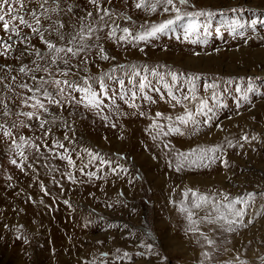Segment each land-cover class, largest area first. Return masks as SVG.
I'll list each match as a JSON object with an SVG mask.
<instances>
[{
  "label": "rangeland",
  "instance_id": "374dc122",
  "mask_svg": "<svg viewBox=\"0 0 264 264\" xmlns=\"http://www.w3.org/2000/svg\"><path fill=\"white\" fill-rule=\"evenodd\" d=\"M72 2L79 5L81 15L84 9L92 10L87 0ZM135 2L128 0L123 4L113 0V5H106L122 16L131 17L129 21L116 19L121 28L129 27L137 32L140 25L158 24L173 18L159 11L138 10ZM193 3L195 9L214 13L210 19L200 18L201 24H209L207 43H193L195 35L185 40L180 29L158 34L147 42H122L116 37L107 38L105 33L110 29H105L99 33L100 43L110 59L102 60L97 49L92 48L88 53L87 70L83 63L72 69L68 78L88 79L103 105H108L102 109H86L68 103L63 107L49 106L57 120L46 125L51 131L44 139L50 146L60 142L70 150L76 168L68 165L61 171L63 174L74 172L76 183L66 178L64 187H60L46 177L36 178L34 175H44V160L32 156L29 151L32 148H25L28 160L24 171L28 179H17L13 173L22 172L15 171L20 169L12 165L11 160L20 161V157L0 135V264H201L203 240L198 234L187 231L186 214L179 211L185 199L184 190L191 188L201 194L216 196L218 200L221 192L233 198L246 196L249 192L264 193V0H193ZM232 20H239L245 27L234 33L228 27ZM253 20L257 22L255 28L251 27ZM120 35L118 30L117 36ZM204 38L201 28L200 39ZM33 43L43 50L38 39L34 38ZM70 62L76 65L78 60L74 58ZM2 63L5 61L0 60ZM7 63L17 66L19 62L9 60ZM133 65L140 72L139 76L133 73ZM57 67L65 68L62 63L53 66ZM145 67L148 72L143 71ZM153 69L159 75L153 76ZM172 73L177 74L176 79ZM36 75L39 78L46 74L38 72ZM194 76L198 79L193 80ZM29 77H19L18 82L23 79L32 86ZM228 80L233 83H227ZM249 80L253 82V91L244 101L237 89L246 88ZM141 81L147 85L143 91L139 90ZM101 82L104 90H101ZM212 84L218 87L212 89L209 87ZM192 87L199 98L209 101L213 110L209 113L213 116L211 126L203 123L206 116L200 114L196 115L197 121L201 122L199 134L184 131L180 125L185 135L157 134L152 128L154 122L164 126L165 131L169 124L167 117L171 116L175 122L176 116L168 113L163 103L166 100L169 105L175 103L168 95L169 90L176 96L189 95ZM15 91L24 94L19 88ZM132 92H136L135 100L131 99ZM213 92L218 102L211 99ZM121 95L124 100L119 99ZM144 96H151L155 103L143 99ZM112 100L116 101L118 109L112 105ZM129 103L136 107H129ZM190 107L188 109L192 110ZM13 111H17L14 106ZM156 112L162 113V118L158 119ZM88 113L91 120L83 117ZM123 113L133 116L124 120L120 117ZM104 116L108 119H103ZM11 119L31 124V128H20L19 133L41 143L36 139L43 135L38 121H27L22 116ZM8 120L0 115V123ZM88 121L90 124L85 123ZM65 122L74 127V133L68 131ZM65 135L71 140L65 141ZM245 135L257 139L245 143L241 139ZM226 140H232L234 144L239 142L244 147L228 148ZM218 145L223 146L222 159H227V167L222 159H218L207 172L187 167L176 171V153ZM84 149L98 153L110 165L93 161L85 171L96 172V176L82 175L79 168L91 159ZM46 152L48 157L52 156L47 149ZM114 167L126 171L113 174ZM3 176L5 179L12 177L14 189L11 183L2 182ZM41 184L48 194L42 191ZM188 200H191V194ZM57 204L67 220L55 227L51 225L47 208L57 216ZM206 210L195 211L193 218L199 219ZM261 211H264V195H257L246 217L254 223L221 237L231 241L227 247L239 250L247 264H264L258 258L264 255V216L256 215ZM200 228L208 231L203 224ZM100 241L103 243H98ZM117 249H120L119 253ZM125 251L131 259H118ZM105 252L109 255L102 258L101 254ZM138 252L142 255L137 256ZM220 259H228V254Z\"/></svg>",
  "mask_w": 264,
  "mask_h": 264
},
{
  "label": "snow or ice",
  "instance_id": "6c2138e0",
  "mask_svg": "<svg viewBox=\"0 0 264 264\" xmlns=\"http://www.w3.org/2000/svg\"><path fill=\"white\" fill-rule=\"evenodd\" d=\"M124 2L127 3V0ZM87 3L92 6V10L84 9L83 15H81L79 5L72 0H27V2L26 0H0V32L3 33L0 35V60L5 61V63L0 64V94H3L0 96V115L9 118L8 121L0 123V135L9 141L10 148L20 157L19 162L13 158L11 164L21 171L25 170V162L28 160L25 148H32L37 153L41 152V148H45L53 157L66 160L70 168H76V161L64 143L55 142L50 146L44 139L51 131V128L46 127V125L54 124L57 120V117L50 112L49 106L63 107L64 103H68L82 105L86 109L108 107V105H103L98 92L92 88L88 79L78 81L68 78L72 74V69L79 67V63H83L85 70H87L88 53L92 48L97 49V54L102 60L110 59L103 44L100 43L101 36L99 33L104 32L105 29H110L105 33L107 38L116 37L122 42H147L158 34L180 29L183 31L185 40L195 35L196 39L192 41L193 43H207L209 24H201L200 18L210 19L214 15L211 11L195 9L193 0H136L135 8L138 10H150L152 13L159 11L169 14L173 18L158 24L140 25L139 30L133 32L129 27L121 28L120 25L116 24L117 18L129 21L131 17L122 16V14L115 12L112 7L106 6L113 5V0H87ZM189 8L195 10H189ZM65 17H69V19H65ZM70 17H75V21L71 20ZM256 23L253 20L251 27L255 28ZM228 27L235 33L237 29H243L245 25L239 20H232L228 22ZM201 28L204 30V40L200 39ZM25 29L28 31L25 32ZM118 30L122 35L117 36ZM34 38L38 39L43 50L33 43ZM74 58L78 60L76 65L70 62ZM9 60L19 63L14 66L7 63ZM61 63L65 68H53V66H58ZM132 71L136 76L140 75V72L135 70L134 65ZM143 71L148 72L149 69L145 67ZM38 72L46 75L38 78L36 75ZM30 73L31 76L29 77ZM151 74L153 76L159 75L154 69ZM176 75V73H172L173 79H176ZM19 77H29L33 81V85L29 86L28 82L23 79L18 82ZM161 79L163 78L161 77ZM195 79L198 77L194 76L193 80ZM227 83L231 84L233 81L228 80ZM100 87L101 90H104L102 82ZM146 87L147 85L141 81L139 90L143 91ZM209 87L215 89L218 85L212 84ZM17 88L23 90L24 94L17 93L15 91ZM189 91L191 95H182V98L174 95L171 90H169L168 95L175 102L174 106L181 104L182 100L195 102V114L187 106H184V114L176 116L175 122L172 121L171 116L167 117L169 124L166 131L164 126L153 123L152 128L157 130V134L162 133L164 136L169 134L185 135L180 126L189 129V125H191L189 130L193 134H199L200 122L195 119V115L200 114L206 116L203 123L211 126L210 122L213 116L209 113H212L213 110L209 107L208 99L199 98L196 95L195 87ZM237 91L241 93V99L247 101L248 93L253 91L252 80L247 82L246 88H238ZM8 93H13V95L8 96ZM73 93L80 95H73ZM135 98L136 92H132L131 99L135 100ZM119 99L124 100V96H119ZM143 99L155 103L151 96H144ZM211 99L217 101L215 92H213ZM16 100H19L18 104L15 103ZM125 102L127 103V101ZM112 105L117 109L119 107L115 100H112ZM13 106L17 111H13ZM128 106L136 107L134 103H129ZM23 108L31 110L23 111ZM13 116L25 117L27 121H38L40 129L43 130V135L36 139L41 140V143L37 144L31 138L19 133L20 128H31V124L25 123L24 120H13L11 119ZM49 116L51 119H48ZM155 116L158 119L162 118V113L156 112ZM102 118L108 119L106 116ZM112 126L115 127L114 124ZM65 127L74 133L75 129L71 124L65 122ZM153 139L156 137L154 136ZM241 139L245 143H250L257 138L255 136L249 138L245 135ZM64 140L70 141L71 137L65 135ZM226 144L228 148H235L237 145L240 148L244 147V144L239 142L234 144L232 140H226ZM167 147L168 145L165 144V148ZM53 149L62 151H53ZM83 151L91 159L79 168L82 175L89 178L96 176V172L85 171L93 161L99 160L102 164L110 165V162L105 161L98 153L87 149ZM218 153L220 156L217 155ZM223 156L222 145L207 148L197 147L186 153L178 152L176 153V171L185 167L188 169L208 168L218 159H222ZM77 158L79 159V157ZM222 163L225 167L228 166L227 159H222ZM27 167L31 168L32 165L27 164ZM125 171L123 168H112L113 174ZM62 175H66L73 183L77 182L71 172ZM8 179L11 180L12 177L9 176ZM41 189L45 191V194H48L43 184H41ZM189 194H191L190 201L188 200ZM257 195H264V193L249 192L246 196L233 198L227 193L221 192L218 193V200L216 196L201 194L191 188L184 190L185 199L181 202L179 211L186 214L189 222L187 231L198 234L203 240L201 248L204 250L202 251L203 260L201 264H247L239 250L227 247L231 241L221 237L224 233H237L240 229L254 223L252 219H246V217H248V209L255 202ZM108 206L111 207V205ZM205 209L207 210L199 219L193 218L195 211ZM256 215L264 216V211ZM201 224L208 228L207 232L201 230ZM116 251L119 253L120 249ZM233 252L235 254H232ZM225 254H228V259L221 261L220 258ZM108 255L105 252L101 254V257L107 258ZM136 255L140 256L142 253L138 252ZM123 258L131 259L127 251L123 252L122 257H118V259ZM258 258L264 261V255H260Z\"/></svg>",
  "mask_w": 264,
  "mask_h": 264
},
{
  "label": "bare ground",
  "instance_id": "6f19581e",
  "mask_svg": "<svg viewBox=\"0 0 264 264\" xmlns=\"http://www.w3.org/2000/svg\"><path fill=\"white\" fill-rule=\"evenodd\" d=\"M117 2H123V4L125 3L124 2V0H116ZM128 1V0H127ZM121 43V42H120ZM165 86V85H164ZM163 86V87H164ZM169 89V88H168ZM198 93H197V91H196V95H197ZM188 95V94H187ZM191 95V93L189 94V96ZM177 97H180V98H182V95H179V96H177ZM146 102H148V101H145L144 103H146ZM150 102V101H149ZM161 103V102H160ZM164 103V107H165V109L168 111V113H170V114H173V115H175V116H178V115H183L184 114V106H187V107H189V106H191L190 108H192V110L191 111H193V113L195 114V111H194V108H195V106H196V104H195V102H193V101H183L182 100V103L181 104H176L175 106H174V104L175 103H173V105H169L168 104V102H167V100L165 101V102H163ZM64 105H66V104H64ZM79 111H80V109H79ZM72 113H74L73 111H71ZM86 112H88V111H86ZM116 112V111H115ZM114 112V113H115ZM113 113V114H114ZM117 114V113H116ZM118 115V114H117ZM120 115V114H119ZM133 116V114L132 113H123V114H121V119L123 118L124 120L125 119H131V117ZM198 116V115H197ZM197 116L195 115V119L197 120ZM84 117V119L85 120H88V119H92L91 118V115H90V113H88V115H84L83 116ZM114 117V116H113ZM116 118V117H115ZM117 118H119V116L117 117ZM200 122V121H199ZM85 123H87V124H90V122L88 121V122H85ZM199 127H201V122H200V124H199ZM191 128V125H189V129ZM189 129H185L184 127H183V130L184 131H190ZM202 131H200V133H201ZM29 151H30V153L32 154V156H37V157H41V161L42 160H44V162H42L43 163V173H44V175H34L36 178H43V177H46L47 178V180L49 181V182H51V183H56V184H58L60 187H64V185H65V181H66V176L65 175H62L63 174V171H61V169H63V168H67L68 167V164H67V161L66 160H61V161H59L58 160V158H55V157H53V156H47V152H46V149H44V150H42L41 149V152L40 153H37L36 151H34V150H32V149H29ZM19 161V160H18ZM211 168H213V164L210 166V167H208V168H200L199 170L201 171V172H207V171H209ZM15 171H20V172H22V173H19V172H17V173H13L14 175H16V177H17V179H28L27 177H28V174H27V172H23V171H21V170H15ZM73 175H74V172H73ZM8 177L9 176H6V179L4 178V176H3V179H2V182H4V181H6L8 184H10V186H11V188L12 189H14V186L12 185V179L11 180H9L8 179ZM19 177V178H18ZM74 177H75V175H74ZM46 178H44V179H46ZM75 179H76V177H75ZM71 182V181H70ZM30 184V183H29ZM36 184V183H35ZM17 185V184H16ZM33 185V184H32ZM20 186V185H19ZM25 187V186H24ZM24 187H22V188H24ZM29 188V187H28ZM33 188V187H32ZM66 191H68V190H66ZM65 194V193H64ZM11 200V199H10ZM47 208V207H46ZM48 210V213L51 215H49V218H52V223H51V225L52 226H54L55 224H58V223H61V225L63 224L62 222L64 221V223H66V218H64V217H66L62 212V210H61V207H60V205L59 204H57V206L55 207V210H56V213H57V216L52 212V210L51 209H49V208H47ZM65 225V224H64ZM55 227H56V225H55ZM14 243V242H13Z\"/></svg>",
  "mask_w": 264,
  "mask_h": 264
}]
</instances>
